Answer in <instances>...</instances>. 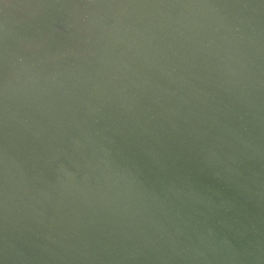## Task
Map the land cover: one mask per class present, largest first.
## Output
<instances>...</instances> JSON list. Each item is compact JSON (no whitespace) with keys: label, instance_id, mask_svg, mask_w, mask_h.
Returning a JSON list of instances; mask_svg holds the SVG:
<instances>
[{"label":"water","instance_id":"1","mask_svg":"<svg viewBox=\"0 0 264 264\" xmlns=\"http://www.w3.org/2000/svg\"><path fill=\"white\" fill-rule=\"evenodd\" d=\"M0 264H264V0H0Z\"/></svg>","mask_w":264,"mask_h":264}]
</instances>
